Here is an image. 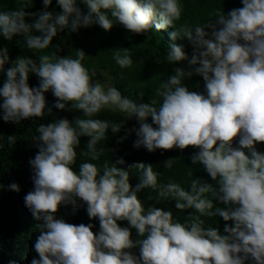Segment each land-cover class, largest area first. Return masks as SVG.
<instances>
[{
    "label": "clouds",
    "instance_id": "1",
    "mask_svg": "<svg viewBox=\"0 0 264 264\" xmlns=\"http://www.w3.org/2000/svg\"><path fill=\"white\" fill-rule=\"evenodd\" d=\"M83 2L87 14L81 12L77 0H58L63 11L55 15L47 10L52 0H43L45 10L39 13L25 11L31 7L28 2L19 4L0 12V33L9 40L21 35L29 50H44L65 28L76 31L99 24L111 30L113 20L102 10H111L112 17L135 33L174 26L183 12L181 0ZM242 2V8L227 15L217 10L215 23L184 24L169 33L172 41L189 40L195 51L189 59L183 45L171 43L167 61L188 60L203 77L207 95L184 86L183 78L191 77L193 71L177 68L155 91V97L161 98L158 107L155 98L151 103H138L115 87L93 81L95 69L84 66L82 50L76 51V58L47 54L38 60L20 57L7 69V80L0 87L5 121L42 117L44 93L49 90L58 98L57 109L83 113L75 119V127L67 119L38 127L36 139L41 143L30 161L35 187L24 197L34 218L41 221L35 242L40 258L31 264H245L249 258L264 264V153L255 147L257 142L264 143V0ZM28 16L37 18L29 24ZM209 36L212 38H206ZM114 59L121 68L133 64L128 48L115 50ZM8 61V50L0 49V70ZM29 73L41 78L38 87L29 86ZM69 102L71 107H67ZM106 108L137 118V148L198 147L193 162L202 164L219 187L200 179L190 182V191L176 182L160 184L161 173L151 164L138 162L130 165L140 176V183L133 188L129 171L117 167L125 163L122 158L111 165L85 162L78 173L74 171L80 136L89 137L84 155L96 161L106 151L97 145L106 139L108 129L113 133L121 130L123 122L93 118ZM149 117L158 128L147 122ZM237 137L239 147H234ZM8 141L14 143L15 137ZM174 160H167L165 167L171 169ZM10 188L19 190L15 183ZM145 188L157 190L160 198L175 199L178 209L194 208L200 215L179 222L171 211L145 210L137 195ZM77 198L87 204L90 218H99L98 235L92 230L94 225H74L56 218L61 204L76 206ZM214 200L227 207H214ZM214 216L234 222L225 226L227 235L204 227L201 217ZM122 220L144 238L134 241L130 229L118 224ZM137 246L139 257L129 251Z\"/></svg>",
    "mask_w": 264,
    "mask_h": 264
},
{
    "label": "trees",
    "instance_id": "2",
    "mask_svg": "<svg viewBox=\"0 0 264 264\" xmlns=\"http://www.w3.org/2000/svg\"><path fill=\"white\" fill-rule=\"evenodd\" d=\"M28 2L31 7L25 11L39 13L44 9L43 0H0V12L15 9L19 4ZM183 12L181 18L174 22V26L157 31L150 29L147 33H135L126 29L116 18L111 16V10H102L113 20L111 30L103 29L99 24L81 26L76 31L65 28L58 32L53 38L52 45L44 50H29L24 46L23 36L15 35L11 40L5 38L0 33V49H7L9 61L5 63L3 70H0V87H3L7 80L6 71L14 65L20 57H30L37 59L41 55H56L63 58L71 56L76 58L77 50L85 53L82 61L85 67L95 69L96 75L93 81L111 82L121 95L128 97L138 103H151L152 99L157 100V107L161 98L155 97V91L162 83L176 74V69L181 68L185 72L193 71L191 77L185 76L182 80L184 86L190 91H195L207 95L205 81L202 76L194 72L195 66H190L188 60L178 62H168L166 57L169 45L176 43L183 45L184 50L190 59L195 51L192 43L185 39L172 41L169 33L187 24L195 27L209 22L215 23V13L217 10L227 15L231 10L242 8V0H181ZM77 6L83 14H87L89 9L83 0H77ZM48 11L55 14L62 13L63 9L59 6L58 0H52ZM37 17L28 16L26 22L31 24ZM211 33V29H205ZM34 35H40L33 31ZM150 36V38H149ZM211 39L212 37H206ZM128 48L131 50L133 64L131 67L121 68L115 61V50ZM58 49V51H57ZM159 59V60H158ZM40 77L36 73H29V86L36 88L40 84ZM46 107L42 117H30L20 121H5L3 119L4 109L2 108L3 97H0V264H31L33 259H39L35 250V242L40 234L36 227L41 221H37L25 204L24 197L34 190V170L30 163L39 151L38 145L41 143L38 137V127L54 123L60 119L69 120L75 127V119L83 117L80 110H61L55 107L58 100L53 92L49 90L44 93ZM67 107H71L69 102ZM49 109L51 111H49ZM94 119L108 120L113 123H122L121 130L113 133L111 128L106 133V139L101 140L97 147H104L106 151L99 156L96 161H91L87 155V142L89 137L82 135L79 137L80 143L76 147L77 160L72 166L77 173L80 165L85 162H93L102 165L104 162L109 165L119 159L125 161L117 167L128 170L130 173L129 183L133 188L140 183L138 170L130 168V165L138 162L151 164L154 171L161 173L158 183L167 184L176 182L181 184L186 190L190 191V182L200 179L202 182L219 187L217 180H213L207 173L204 166L194 163L192 156L200 149L189 146L185 149L174 147L171 150L156 149L148 151L145 147L134 146L138 139L134 129L139 128L136 117L127 118L119 110L106 108L102 109ZM148 123L158 128L149 117ZM8 137H15V142L10 144ZM234 147H239V137L233 141ZM256 149L264 153V143L257 142ZM247 152V149H244ZM175 159L171 169L165 167V162ZM188 171L192 172L188 176ZM13 183L19 186V190H13L10 185ZM142 201L145 210L151 207L161 208L173 213L174 221L184 222L192 216L200 215L196 209H178L177 201L173 198H160L158 191L145 188L137 193ZM210 195V194H209ZM214 207L225 208V204L214 200ZM87 204L77 198V205L61 204L55 213L57 219L74 225H94L93 232L97 235L100 232L99 218H90L87 212ZM204 220L205 228H216L222 235H227L224 231L226 225H233V221H225L220 216L201 217ZM121 227H128L132 233V239H143L138 235L137 229L131 227L127 220L118 221ZM135 256H140L139 246L130 249ZM245 264H255L249 258Z\"/></svg>",
    "mask_w": 264,
    "mask_h": 264
},
{
    "label": "rangeland",
    "instance_id": "3",
    "mask_svg": "<svg viewBox=\"0 0 264 264\" xmlns=\"http://www.w3.org/2000/svg\"><path fill=\"white\" fill-rule=\"evenodd\" d=\"M102 84L105 85L106 87H107V86H112V87H113V85H112L111 82H104V83H102Z\"/></svg>",
    "mask_w": 264,
    "mask_h": 264
}]
</instances>
